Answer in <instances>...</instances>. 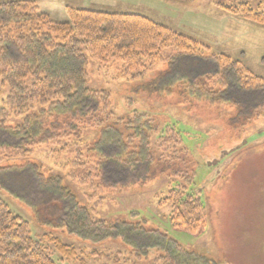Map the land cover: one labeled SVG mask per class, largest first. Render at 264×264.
Masks as SVG:
<instances>
[{
    "label": "trees",
    "instance_id": "16d2710c",
    "mask_svg": "<svg viewBox=\"0 0 264 264\" xmlns=\"http://www.w3.org/2000/svg\"><path fill=\"white\" fill-rule=\"evenodd\" d=\"M218 6L264 25V10H253L246 2ZM65 12L66 20L57 21L39 12L32 0L0 1V84L8 89L0 104V152L26 154L32 146L69 131L80 138L84 124L94 122L100 129L85 145L92 160L91 167L83 168L85 175L93 174L106 188L166 174L174 184L163 198L171 205V222L195 233L204 225V212L190 192L195 166L182 145L181 131L175 123L160 126L146 112L116 115L108 92L89 87V61L115 62L118 77L127 80L165 62L166 69L141 84L143 91L164 94L180 82L191 101L235 107V115L229 117L234 128L264 116V77L238 58L141 14L70 6ZM9 113L18 117L12 124ZM83 157L77 149L70 163L85 165ZM0 191L29 207L38 226L63 229L90 243L120 240L136 258H146L154 250L160 264H207L204 256L162 230L147 227L142 219L93 216L63 176L46 174L36 162L0 163ZM55 253L62 260L77 258L76 247L59 237L49 232L35 237L29 221L0 195V264H56ZM119 254L113 256L114 264H119Z\"/></svg>",
    "mask_w": 264,
    "mask_h": 264
},
{
    "label": "rangeland",
    "instance_id": "374dc122",
    "mask_svg": "<svg viewBox=\"0 0 264 264\" xmlns=\"http://www.w3.org/2000/svg\"><path fill=\"white\" fill-rule=\"evenodd\" d=\"M32 1L39 12L57 21L66 20L67 6L141 14L215 52L238 58L254 74L264 77V25L227 13L218 6L246 2L253 10L263 11L264 0ZM116 65L91 59L89 87L108 92V104L116 115L137 110L156 118L160 126L176 124L182 134V145L195 166L190 192L203 205L204 225L199 230L190 233L173 226L171 205L163 198L174 184L166 174L106 188L93 174L85 175L83 168L91 167L92 162L85 145L94 140L100 129L94 122L84 124L80 138L69 131L46 144L32 146L26 154L13 157L0 152V163L36 162L46 174L63 176L93 216L111 221L142 219L147 227L162 230L185 249L204 256L207 264H264V116L234 128L229 117L235 113V107L191 101L180 82L164 94L143 91L141 84L166 69L165 62L155 63L142 77L132 80L119 78ZM7 92V87L0 84V104ZM8 117L11 124L18 118L14 113ZM77 149L84 153L85 165L70 163ZM0 195L15 213L29 221L35 237L49 232L76 247L75 260H62L55 253L56 264H114L113 256L118 252L119 264H160L154 250L146 258H136L120 240L90 243L66 234L63 229L38 226L29 207L5 191H0Z\"/></svg>",
    "mask_w": 264,
    "mask_h": 264
}]
</instances>
